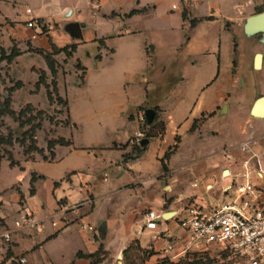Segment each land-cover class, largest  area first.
Returning a JSON list of instances; mask_svg holds the SVG:
<instances>
[{
    "label": "crops",
    "instance_id": "1",
    "mask_svg": "<svg viewBox=\"0 0 264 264\" xmlns=\"http://www.w3.org/2000/svg\"><path fill=\"white\" fill-rule=\"evenodd\" d=\"M257 9L264 10V0H0V48L10 52L15 45L22 53L7 65L8 74L23 84L12 94L13 110L27 104L44 110L49 104L45 89L33 94V68L49 76L42 55L33 51L76 46L69 58L53 57L72 70L64 75L67 70L60 69L56 80L72 131L49 140L62 137L71 145L56 146L53 160L34 155L20 167L0 163L12 178L0 179V233L13 232L12 242L0 246V263L25 258V264H111L133 244L176 257L187 207L240 205L243 179L237 176L245 173V155L239 148L247 143L264 150V118L251 115L264 87H252L243 77L244 69L254 70L257 53L263 70L264 53L241 51L240 36H251L239 27ZM30 19L40 27H29ZM192 20L198 22L191 26ZM74 23L79 37L70 31ZM147 109L155 112L152 129L146 128L152 137L135 156L129 140L139 128L137 114ZM174 147L163 171L160 159ZM259 168L262 179L251 163L250 181L261 191L254 204L264 207V159ZM20 179L28 182L26 191ZM23 210L41 228L16 230ZM149 210L163 216L156 230L145 228ZM170 243L175 247L166 253Z\"/></svg>",
    "mask_w": 264,
    "mask_h": 264
},
{
    "label": "built area",
    "instance_id": "2",
    "mask_svg": "<svg viewBox=\"0 0 264 264\" xmlns=\"http://www.w3.org/2000/svg\"><path fill=\"white\" fill-rule=\"evenodd\" d=\"M173 9L176 7L173 6ZM30 14V10H26ZM29 27H40L36 19L27 22ZM145 111L137 114L139 128L134 132L129 140L131 146L141 147L145 139L147 122L144 115ZM245 156L241 160V167L245 173L238 175L243 179V184L239 198L240 205L225 204L215 207L209 211H204L195 205H190L185 209L186 218L180 220L179 225L185 231V238L182 242V252H202L211 247L218 248L221 252L227 253L234 258L243 260L248 264H264V207L254 204L260 197V189L251 180V163H255L257 170L254 174L257 179H262V170L259 163L264 159V150L254 151L248 144H243L239 148ZM264 183V182H263ZM233 189V185L227 191ZM145 228L156 230L158 224L163 220L161 213L149 210L145 215ZM53 227L57 226L52 222ZM16 230H38L42 222L34 218L29 212L23 210L13 224ZM84 230L92 231L93 227L81 224ZM13 232L9 229L0 233V246L8 245L12 242ZM175 247L170 243L165 248V252H171ZM18 264H25L26 259L20 258Z\"/></svg>",
    "mask_w": 264,
    "mask_h": 264
},
{
    "label": "rangeland",
    "instance_id": "3",
    "mask_svg": "<svg viewBox=\"0 0 264 264\" xmlns=\"http://www.w3.org/2000/svg\"><path fill=\"white\" fill-rule=\"evenodd\" d=\"M231 25H236V24L227 23V27H230ZM243 25H244V19L241 22H239V27L242 28ZM261 35H262L261 33H257L255 35H252L251 38L241 35L240 36L241 51H244L246 54H250V55L253 52V50L264 53V38L260 39ZM14 49L19 52V50L16 49L15 45H14ZM1 50H3L5 55L7 56L10 54L9 51L6 52L3 48H0V54H1ZM21 54L22 53L19 52L18 56H20ZM253 61H254V56H253ZM2 63H6V61H2L0 63V94L2 96H6V92L4 91V89L8 87H12L13 84L15 83V78H13L11 75L8 74V68H7L8 64H6V66L4 67H1ZM66 64L67 61L64 62L63 58H59V60L57 61V72L60 69L62 70L66 69L67 72H63L64 75L67 73H71L72 71L71 67L67 66ZM75 67H77L78 69L81 68L80 66H75ZM33 71L37 74L39 70L37 71L35 68H33ZM243 71H244L243 77L244 80L247 82V84H249L252 87H256L258 89H262L264 87V68L263 70L244 69ZM69 79H72V77ZM69 79H67L66 82H68ZM50 81H51V76L49 73V76L46 75V82L50 83ZM3 86L5 87L2 88ZM40 88L45 89L44 86L42 85L38 88V90H36L34 87L33 94L37 95V92L39 91ZM246 88L244 90L239 88L238 91L246 94L247 92L246 90H248ZM41 98L42 96L40 97L36 96L35 99L39 101ZM24 106L25 105H23L21 108H23ZM43 108L44 110L35 107V109L37 110L45 111L46 114L52 117L54 120L51 122L46 118L42 122L41 128L36 132L35 139L37 146L42 147V149L45 150L47 141L51 136L55 135V133H58L60 135L65 134L66 136H69L70 131L67 128H69L71 131L72 128L62 125V123H64L65 121H69V116L67 114L66 108L63 105H61L60 103H55L53 105L45 104ZM28 129L29 127H25L23 129L19 128L18 124L7 116L0 119V131L2 135L6 137L10 134L13 141L12 146L0 145V163L3 161L8 162L7 160L8 153L12 155L13 161L15 163H18L19 165L20 162L24 160L26 161L33 160L34 155H37V157L41 158V156L38 155L37 153H31L29 156L24 155V150L29 146V141L27 138L23 137V133ZM63 130L64 132H62ZM45 155L49 157L47 151L45 152ZM0 179L5 182L12 181L10 175L5 173L4 167H1ZM19 181H20L19 186L24 191H26L29 185L28 182L22 179H20ZM17 190H19V188H16V191ZM3 221L4 220L0 218V226H2ZM96 259H98V256ZM111 264H248V263L243 260L234 258L227 253H223L216 247H211L209 249H206L205 251L196 252V253L181 251L176 257L171 255L166 257H159L152 250H142L141 248L133 244L126 252L121 254L119 258Z\"/></svg>",
    "mask_w": 264,
    "mask_h": 264
},
{
    "label": "trees",
    "instance_id": "4",
    "mask_svg": "<svg viewBox=\"0 0 264 264\" xmlns=\"http://www.w3.org/2000/svg\"><path fill=\"white\" fill-rule=\"evenodd\" d=\"M144 10L145 9L140 10V11L133 10L128 15H126L125 17L133 16V15L138 14ZM262 12H264L263 9H257L256 14L262 13ZM182 16H183V18H186V13L184 11L182 13ZM203 20L209 21L212 19L210 17H206ZM197 22H198V20H192L190 22V24H191V26H194ZM51 48H52L51 52L45 53V54L42 53L41 51H36V50L33 51V52H37L38 54L42 55L43 59L45 60L46 65H47V69H48L50 76H51V81L48 84L46 82V73L44 71H41V70L38 71L37 72L38 81L35 84V89L38 90V88L41 85L44 86V88L46 89V96H47V100H48L49 104L53 105L55 103H60L61 105H63L66 108V111H67V101L64 100L58 93L57 81H56L57 80V62L53 59V57L60 54V53H63L66 58H69L75 52L76 46L70 45V46H66L64 48L58 49L54 45H51ZM235 54H236V50H235ZM18 55H19V52L16 51L14 49V47L10 51V54L8 56L5 55L3 50H1L0 63L2 61H6L7 64H10L12 62V60L15 57H17ZM235 64L236 63L234 61L233 65L235 66ZM22 86H23V84L20 81L15 82L12 87H8V88L4 89V91L6 92V96H2L0 94V119L7 116V117L11 118L15 123H17L19 128H21V129H23L25 127H29V129L23 133V137L27 138L29 141V146L24 150L25 156H29L31 153H37L38 155L41 156L43 161L53 160L54 159V152H53L54 148L56 146H65V147L70 146L71 142L69 140H65L62 137H59L57 139L48 140L45 150L42 148H39L37 146L36 139H35L36 132L41 128L42 122L46 118L51 122L54 120L52 117L48 116L45 111L37 110L31 104L25 105L19 111H15L12 109V94L16 90L20 89ZM154 122H155V115L153 117L152 123L147 124V126L150 127V129H152ZM69 124H70L69 121H65L64 123H62V125H65V126H68ZM194 128H195V125L192 126L191 130H194ZM151 137H152L151 131H146L145 139L148 140ZM0 145H6V146H12L13 145L12 137L10 136V134L5 137L2 135V133L0 131ZM174 149H175V147L169 148L168 151L164 154V156L160 159L163 171L167 170L166 161L169 159V157L172 154V152L174 151ZM46 151L48 152L49 157H47L45 155ZM132 151L135 154V156H139L144 151V147L133 146ZM7 160L9 162V166L11 168L15 167V166L20 167V165L18 163H15L13 161V157L10 153H8ZM35 181H36V177L34 174H32L31 179H30V189H29L30 196H33L35 194V189H34V182ZM57 185L58 184L55 183V187ZM77 257H82V256L80 254H77Z\"/></svg>",
    "mask_w": 264,
    "mask_h": 264
},
{
    "label": "water",
    "instance_id": "5",
    "mask_svg": "<svg viewBox=\"0 0 264 264\" xmlns=\"http://www.w3.org/2000/svg\"><path fill=\"white\" fill-rule=\"evenodd\" d=\"M244 33L247 36H252L257 33L263 34L264 38V12L258 13L255 15H252L250 17H247L244 23ZM70 31L75 37L80 36V27L77 23H74L70 27ZM253 67L256 70H259L261 67V54L257 53L254 56V61H253ZM154 110L153 109H147L144 112L145 119L147 124H151L153 121L154 117ZM251 115L254 117H261L264 118V96L258 98L255 103L253 104L251 108ZM148 144V140L144 139L141 143V146L144 147L145 145Z\"/></svg>",
    "mask_w": 264,
    "mask_h": 264
}]
</instances>
